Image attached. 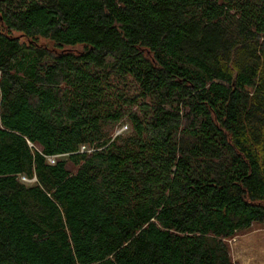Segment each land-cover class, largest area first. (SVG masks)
<instances>
[{
	"label": "trees",
	"instance_id": "1",
	"mask_svg": "<svg viewBox=\"0 0 264 264\" xmlns=\"http://www.w3.org/2000/svg\"><path fill=\"white\" fill-rule=\"evenodd\" d=\"M254 224L264 0H0V264H233Z\"/></svg>",
	"mask_w": 264,
	"mask_h": 264
},
{
	"label": "rangeland",
	"instance_id": "2",
	"mask_svg": "<svg viewBox=\"0 0 264 264\" xmlns=\"http://www.w3.org/2000/svg\"><path fill=\"white\" fill-rule=\"evenodd\" d=\"M119 132H125L124 127ZM22 180L29 185L35 182V180H27L24 178ZM228 244L233 264H264L263 225L254 224L250 230L241 232L234 238L228 240Z\"/></svg>",
	"mask_w": 264,
	"mask_h": 264
},
{
	"label": "built area",
	"instance_id": "3",
	"mask_svg": "<svg viewBox=\"0 0 264 264\" xmlns=\"http://www.w3.org/2000/svg\"><path fill=\"white\" fill-rule=\"evenodd\" d=\"M126 129H127V127H124V130H126ZM82 150L85 151L86 148L85 147H82ZM49 162L50 163H54V158H49Z\"/></svg>",
	"mask_w": 264,
	"mask_h": 264
}]
</instances>
